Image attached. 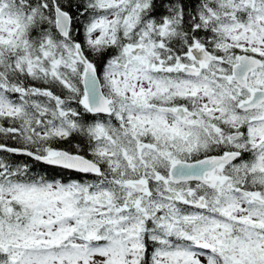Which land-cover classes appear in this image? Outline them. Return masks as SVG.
I'll return each mask as SVG.
<instances>
[{
    "label": "snow or ice",
    "instance_id": "1",
    "mask_svg": "<svg viewBox=\"0 0 264 264\" xmlns=\"http://www.w3.org/2000/svg\"><path fill=\"white\" fill-rule=\"evenodd\" d=\"M0 264H264V0H0Z\"/></svg>",
    "mask_w": 264,
    "mask_h": 264
}]
</instances>
